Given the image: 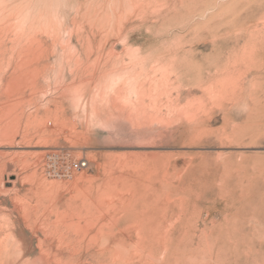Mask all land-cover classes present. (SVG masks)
<instances>
[{"label":"rangeland","instance_id":"rangeland-1","mask_svg":"<svg viewBox=\"0 0 264 264\" xmlns=\"http://www.w3.org/2000/svg\"><path fill=\"white\" fill-rule=\"evenodd\" d=\"M0 9L4 20L10 13L16 15L19 29L40 17L35 41L40 37L42 43L54 42L51 47L46 43L51 52L54 46L45 59L47 67L60 58L63 44L72 53V48L76 53L87 47L90 57L96 55L88 64L100 70L101 56H108L111 47V56L115 55L111 70L123 69L132 81L130 89L137 80L157 88L151 94L161 96L154 102L162 103V115L158 112L150 119L106 109L101 119H94L89 106L98 69L91 68L92 79L80 75L91 84L86 83L83 96L77 97L67 90L74 85L66 71L63 75L57 70V77L52 72L47 76L49 67L40 76L33 67L18 70L13 96L4 92L5 81L0 90V220L4 226L19 218L21 212L12 208L18 202L33 205L39 210L35 215L49 205L51 221L55 208L71 210L76 202L74 213L81 208L75 213L82 227L79 233L88 237L104 230L117 236L134 234L131 226L137 219L153 226L145 228L147 233H161L164 227L173 234L171 244L153 249L149 261L141 258L138 264H264V0H0ZM106 17H111L110 23ZM52 26L60 31L59 41L48 34ZM93 34L97 41L91 39ZM130 89L124 92L132 97ZM30 98L37 105L28 104ZM50 100L60 105H48ZM10 101L17 103L14 111L9 110ZM54 112L61 114L58 121L63 129L41 136L38 120L53 128L50 113ZM73 122L86 138L73 135L69 127ZM59 147L68 149L73 159L87 158L89 167L69 178L47 177L45 155ZM108 191L120 196L106 197ZM97 200L104 203L97 207ZM86 201L92 203L87 210L83 209ZM108 220L114 226L103 228ZM75 232L71 226L69 238ZM21 234L28 254H34L29 236ZM109 255L83 252L78 263L108 264Z\"/></svg>","mask_w":264,"mask_h":264},{"label":"bare ground","instance_id":"bare-ground-1","mask_svg":"<svg viewBox=\"0 0 264 264\" xmlns=\"http://www.w3.org/2000/svg\"><path fill=\"white\" fill-rule=\"evenodd\" d=\"M2 12H3V10L0 9V90L2 89V86L1 85H4L3 83L5 81V84H7L6 85L7 88H4V92L7 93V97L8 96L9 97H12L13 94H14V89L17 88V87H15V84H16L15 83L16 82L15 80L16 79L14 78L15 75H16V73H17V71L20 70V69L21 70L22 69H26L27 70V68L29 69V68L33 67L36 70V75L39 74L38 76H40V72L42 70L43 71L46 70L47 65H49V64H46L45 63V59L47 58L49 52H50L49 54H52L54 52V46L52 48L53 51L52 52L49 51L50 50V47L54 44V42H53V39H52V44H51V41L50 40L47 41V39L45 38V40L47 42H50V47H49V45L46 44L47 42L46 43L44 42L45 44L42 43V42H40L41 41L40 40V37H39V41L38 40L35 41L36 40L35 39L36 37H34L35 35L33 36V32L36 33V30H38L37 29V26L40 28V26L38 24V23H41L39 21V18L40 17L37 16L36 18L34 17V18L30 19L29 20V23H27V25L23 29H19V27H18L19 26L18 25L19 24V20L16 19V15L10 13V15H8L7 18L4 20L3 19ZM110 19H111V17H110ZM110 19H108V17H106V23H108ZM104 21H102V22L104 23ZM32 23H34V24H32ZM35 23L38 24V25H35ZM108 25H110V24H108ZM44 28H42V29H44ZM18 29H19V31H18ZM41 31H42V33H44V30H41ZM71 31L69 30V32H70L69 35L71 34ZM29 32H31V34H29ZM58 32H60L59 29H57L55 26H52V29L50 30V33H48V34H50L51 38L54 37V41H56V40L59 41L58 39H56V35L57 34L59 35ZM67 33H68V31H67ZM87 33L88 32L86 31V34ZM73 34H75V32ZM94 34H95V32H94ZM88 35L90 36V34H87V36ZM95 35H94V37H92V38L89 37V38H91L93 40V39H95ZM68 36H67V38H68ZM48 37L49 36H47V38ZM58 37L59 36H57V38ZM23 38L26 39L27 42L24 43ZM99 39L100 38H98V41H99ZM22 40H23V42H22ZM67 40L69 41V38ZM99 42H97V43H99ZM79 43H81V42H79ZM86 43H88V42H86ZM67 44H68V42H67ZM82 44L83 43H81L80 45H82ZM111 44H113V43H111ZM62 45L63 44H61V48H60L61 52L59 51L60 52V56L58 55L60 58L58 60L56 59V60L52 61L53 59L50 57L52 59L51 61L53 63L49 60L52 67L48 66L49 69L46 70V72H47L46 74L48 76V74H50L52 72L53 74H56V76H57V70H58V72L60 71V73L64 75V72L66 71L68 74H70L68 76L71 77V80H72V84L71 85H74V86H71L67 90L68 91L71 90V92H74V94L76 95V97L77 96H81V95L83 96V93L81 91H83V89L85 88L86 83L91 84L90 83L91 81L86 80L87 78L86 79H82L81 78V76H82L81 74L86 73L85 76L86 75L87 76L89 75L90 77L94 75L93 74L94 70H91L92 67L94 68V65L93 64L92 65L88 64V60H89V58H93L96 55H93V57H90V53H91L90 51L91 50H89V48H88V50H89V52H88L86 50L87 47H85V46L82 47V49H81L82 51L80 50V52H76V53H75L76 49H73L72 48V50L74 51V53H72L70 47L66 48L67 46L63 47ZM68 45H70V43ZM90 45H91V43L89 44V46ZM94 47L95 46H93V48L91 47L92 50L94 49ZM96 47H95L94 50H97ZM106 47H108V46H106ZM110 48L109 49L108 48L105 49L106 51H107V49L110 50L109 53L107 54L108 56H106V57L105 56L104 57L101 56V58H104V59H102L104 61L101 62L102 65L99 64L100 70L98 68H96L97 66L95 65L96 66L95 68L98 69L100 72L98 74V77L94 75L95 76V81L92 82L93 83L92 85L95 84L94 85L95 86V93H94L93 97H91L94 100H92L93 103H91V105L89 104L90 105L89 106L90 107V110L88 109L91 118L97 119V117H98V118L101 119L102 116L100 115V113L104 109H106V110H108V112H112V113L114 111H116L118 113H121V112L123 113L126 110V114L128 116H134L135 118L138 117L139 119H145V118L150 119L155 114L158 115L159 109H162L161 108L162 106L159 107L161 102L158 105V104H156L157 103L156 101H155L156 103L154 102V100L160 98L161 96L160 97H156V96H154V95L151 94V93H153L154 90L157 91V88H153L154 90L151 88L152 86H150V88H147L146 87V84H144L143 82L142 83H137L138 82V80H137V82L134 81L135 82L134 87L130 89V87H131L130 84L132 83V81H129V79L125 76V74L123 75L124 70L122 69L123 70V73H122V70H119V71L116 70L117 72L114 71V70H111V66H113V64H115L114 62H113V64H111L112 61H113L111 59V57L114 59L113 56H115V55L111 56L114 53H113V51H111ZM105 50L103 49L101 51H105ZM101 51H100V53H101ZM111 52H112V54H111ZM94 61H93V63H94ZM39 62H42L41 65H39ZM89 62H91V61H89ZM98 62H100V61H98ZM47 63H49V62H47ZM156 63H158V62H156ZM121 64H122V62H121ZM123 65H125V64H123ZM122 66H121V68H122ZM153 70H155V69H153ZM23 71H25V70H23ZM150 71H151V68H150ZM131 73H133V71ZM150 76H151V74H150ZM90 77H88V78H90ZM148 78H150V77H148ZM50 79L51 78H49V80ZM62 79H60V81ZM91 79H92V77H91ZM133 79H134V76H133ZM55 80H54V82H55ZM57 80H58V78H57ZM145 80H141V81H145ZM65 81H68V80L65 79ZM147 81H148V79H147ZM17 82H19V81L17 80ZM34 82L35 81H33V83ZM78 82H80V83H78ZM151 82H152V80H151ZM36 83H38V82H36ZM59 83H61V82H59ZM76 83H78V85ZM18 84H20V82ZM26 84H28V83L25 82V86H26ZM148 84H150V83H148ZM148 84H147V86H148ZM129 85H130V87H129ZM36 87H38V86H36ZM58 87H60V85ZM64 87L66 88V86H63V88ZM157 87H158V84H157ZM32 88H34V87H32ZM54 88H56V87L53 86L52 88H49L50 89L49 92L54 91ZM127 88H129L131 91H133L132 97H129L128 94L124 92L125 89H126L127 92L129 91V89H127ZM165 89H167V88H165ZM45 92H43V93H45ZM39 93H41V92H39ZM160 93H162V92H160ZM41 95L43 96L45 94H41ZM70 95H69V97H70ZM61 96H62V94H61ZM49 97H50V95H49ZM56 98H58V97H56ZM166 98L168 99L167 96H166ZM89 99H90V97H88V100ZM83 100H84V98H83ZM83 100H82V103H84ZM152 100L155 103L153 105H152V103H153ZM27 101H28L27 103L30 104V105H37L36 102H35V100H33L31 98L29 100H27ZM146 101H147V103H146ZM13 102L15 103V101H13ZM59 102H60V100H59ZM148 102L151 105L150 104L147 105ZM10 103H8V105H11L10 107H13V105H16L17 104V103L16 104L12 103V101H10ZM169 103H170V101H169ZM47 104L48 105H58L59 103L56 104V101L55 100H50ZM172 104H173V102H172ZM130 105H132V106L129 107ZM174 105H175V103H174ZM10 107H9V110L12 109L11 111H14V107L13 108H10ZM81 107H82V104H81ZM194 107H196V105ZM49 109H51V108L50 107L48 108V112L50 111ZM80 109H81V111H83L82 108H80ZM83 109H86V108H83ZM11 111L9 112V116H10V113H12ZM159 113H161V112H159ZM174 113H175L174 115H176V112H174ZM184 113H186V111ZM103 114H104V111H103ZM123 114H125V113H123ZM190 114L192 115L193 113H190ZM12 115H13V113H12ZM12 115H11V117H12ZM50 115H52V117L54 118L53 121L55 122V125H54L55 127L53 126V128H51V127L46 126L45 123H44V121L42 119L38 120V124L36 123L37 124V127L39 128L38 130L39 131H41V129L43 130L40 133V134H42L41 136H45L46 137V136L51 135L52 133H54L56 129H60V130L63 129V127L61 126V122L58 121L59 116L61 114L58 115L57 113L54 112L52 114L50 113ZM161 115H162V113H161ZM80 117H81V115H80ZM158 117H157V119H158ZM155 118H156V116H155ZM164 118H165V116H164ZM64 119H66V118H63V120ZM67 119H68V117H67ZM63 122H65V120ZM73 123H74V125H72V123L71 124L69 123L70 124L69 125L70 131L73 133V135H74V133H76L78 135V137L86 138V136L84 135V132H83L84 130H82V132H81V129H79L80 131L78 130L79 132H77V129H76L77 127H75L77 123L76 124H75V122H73ZM12 130L13 129H11L10 131H12ZM38 134H39V132H38ZM75 137H76V135H75ZM120 174H121V172H120ZM114 177H116V176H114ZM140 180H141V178H140ZM116 190H118L117 187H116ZM112 192H114V191H112ZM108 193H109V191H108ZM105 194H106V197H111L112 195H114V196H112V198L113 197L116 198L117 196H120L117 192L116 193H112V194L109 193V196L107 195V193H105ZM132 194H133V192H132ZM102 195L104 196V194H102ZM106 197H105V199H106ZM123 197H124V195H123ZM102 199H104V198L102 197ZM117 199H118V197H117ZM121 200L123 201V199H121ZM142 200H143V198H142ZM97 201H98L96 203L97 205L95 204L97 207L98 206H101L104 203V201L101 202V203L99 202V200H97ZM73 203L75 205L74 208H77L78 203H76V202H73ZM109 203H113V201L110 200ZM91 204H92L91 202H89V201L87 202L86 201V203H83V205H84L83 209H85V210L90 209L91 206H92ZM120 204H121V201H120ZM157 204H159V202ZM119 205H118V208H119ZM125 205H126V202H125ZM131 205H132V203H131ZM122 206H124V205H122ZM139 206H140V204H139ZM142 206H140V207H142ZM152 206H153V204H152ZM12 208H13L14 211L18 212V214H19V212H21V214L18 215L19 218L17 220H11L10 222L7 221L5 223V226L7 227L6 229H4L5 226H4L3 219H2V221L0 220V264H77L79 262V260H80V258L78 256H80L81 253H83V252H88L89 253V251H94V250L96 252H98L101 256L102 255H105V253H110V255H109L110 257H109L108 264H135L136 262H137L136 264H138V261H136V260H138V259L141 260V258H144L143 260H147V262H148L149 261V258L152 257V251H153V249H156L157 247H160L162 245L166 246L168 244H171L172 236H173V234H171L168 230L167 231L165 229L163 230V228H164L163 226H162L163 228L161 230L163 232L166 231L165 233H163V232H161V233L160 232H157V233H147L148 231L146 232L147 229H145V228H152L153 226H151V225H148L147 226L146 223L143 224L142 223L143 221L137 219V221L135 223L134 222L132 223L134 225L131 226L132 227L131 230L133 228L136 230V233H134V234L132 233V234H126V236H123V235L122 236H117L119 234H116V232H113V231L112 232L111 231L110 232L109 231L106 232L104 230V232H102V233L101 232L100 233H95L94 235L88 237L87 234L86 235H82V234L79 233V231L81 230L82 227H80V225L78 223L79 222L78 221L79 218L77 217V215H75V213L81 212V208L79 210H77V212H75V213H74V210L75 209L73 207H72L73 209H71V210H68V209L58 210V208H55L54 209L55 219L53 221L50 220V216H49V205H43V209H42V211H41V213L39 215L33 214L34 212H39V210L36 209L30 203L25 202V201L18 202L16 204L12 205ZM132 208L134 209V206ZM125 209H126V207H125ZM69 211L71 212L70 215L68 214ZM98 211H99V209H98ZM129 211H131V209ZM150 211H151V207H150ZM156 212H158V210ZM129 215L131 216V213ZM106 216H107V214H105V217ZM155 216L156 215H154V219H156ZM105 217H103V218H105ZM74 218H76V220ZM99 218L102 219V217H99ZM111 218H112V216H111ZM114 220H116V219H114ZM110 221H109L110 224L107 223V222L106 223L103 222L104 224L101 225V226L103 228H106V227L109 228V227L114 226V224L111 223ZM131 221H133V220L131 219L130 222ZM130 222L128 221V222H125V223L128 224ZM116 223H117V220H116ZM125 223H122V225L123 224L125 225ZM128 225H130V224H128ZM71 226L74 227L75 230H76V232L74 233V237L73 238H69V235H68L69 234V229H70ZM115 226L116 227H119L120 225H116L115 224ZM120 229L121 228H119L118 230H120ZM107 230H109V229H107ZM126 230H125V232H126ZM132 231H134V230H132ZM143 231H145L146 233L143 232ZM21 233H23L24 235H28L29 236V240H30L29 242L31 244V247L34 250V252H33L34 254H28V250H27L28 249V246H26V243H25V241H27V240H24V238L22 237L23 235ZM118 233H120V232H118ZM123 234H125V233H123ZM33 241H35V242H33ZM29 249H31V248H29ZM166 250H167V247H166ZM75 256H77V257H75ZM100 261L101 260H99L98 264L100 263ZM139 262H141V261H139ZM105 263L103 262V263H100V264H105ZM83 264H85V263L83 262Z\"/></svg>","mask_w":264,"mask_h":264},{"label":"built area","instance_id":"built-area-1","mask_svg":"<svg viewBox=\"0 0 264 264\" xmlns=\"http://www.w3.org/2000/svg\"><path fill=\"white\" fill-rule=\"evenodd\" d=\"M89 160L85 157L73 159L68 149L63 147L52 148L45 155L44 173L50 178H69L75 172L87 169Z\"/></svg>","mask_w":264,"mask_h":264},{"label":"crops","instance_id":"crops-1","mask_svg":"<svg viewBox=\"0 0 264 264\" xmlns=\"http://www.w3.org/2000/svg\"><path fill=\"white\" fill-rule=\"evenodd\" d=\"M113 120H115V119H113ZM113 120H112V121H113ZM128 122H130V121H128Z\"/></svg>","mask_w":264,"mask_h":264}]
</instances>
